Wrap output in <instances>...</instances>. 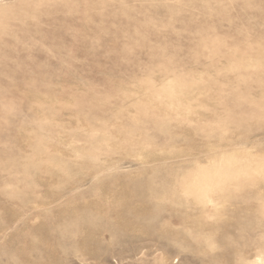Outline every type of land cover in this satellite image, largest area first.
Masks as SVG:
<instances>
[{
	"label": "rangeland",
	"instance_id": "rangeland-1",
	"mask_svg": "<svg viewBox=\"0 0 264 264\" xmlns=\"http://www.w3.org/2000/svg\"><path fill=\"white\" fill-rule=\"evenodd\" d=\"M0 264H264V0H0Z\"/></svg>",
	"mask_w": 264,
	"mask_h": 264
},
{
	"label": "bare ground",
	"instance_id": "bare-ground-1",
	"mask_svg": "<svg viewBox=\"0 0 264 264\" xmlns=\"http://www.w3.org/2000/svg\"><path fill=\"white\" fill-rule=\"evenodd\" d=\"M237 53V52H236Z\"/></svg>",
	"mask_w": 264,
	"mask_h": 264
}]
</instances>
